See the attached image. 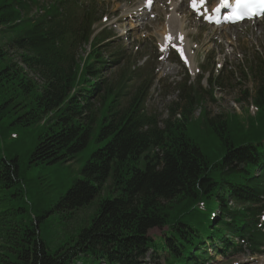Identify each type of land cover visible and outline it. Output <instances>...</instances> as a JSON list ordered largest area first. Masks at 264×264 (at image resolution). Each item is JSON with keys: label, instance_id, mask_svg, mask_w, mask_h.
I'll list each match as a JSON object with an SVG mask.
<instances>
[{"label": "trees", "instance_id": "16d2710c", "mask_svg": "<svg viewBox=\"0 0 264 264\" xmlns=\"http://www.w3.org/2000/svg\"><path fill=\"white\" fill-rule=\"evenodd\" d=\"M37 3L0 0V133L6 132L0 135V151L12 153L5 138L23 129L34 132L29 164H78L75 182L49 212L90 206L102 189L109 196L98 202L89 225L51 251L40 233L44 218L28 224L10 203L22 191L17 157L1 158L0 264H205L207 241L220 242L215 251L227 254L236 245L241 249L234 236L260 250L264 146L257 143L264 137V87L254 97L260 126L251 120L252 132L243 122L233 126L223 116L208 118L202 112L210 134L224 140V155L213 163L186 131L191 112L161 128L155 118L140 114L142 93L128 90V80L105 85L86 64L80 74L71 54L75 40L56 29V22L49 26L54 3L29 19L30 5ZM8 109L20 113L11 117ZM238 128L242 141L233 139ZM24 143L19 138L14 145ZM212 213L216 217L210 218ZM156 228L162 235L150 236Z\"/></svg>", "mask_w": 264, "mask_h": 264}, {"label": "rangeland", "instance_id": "374dc122", "mask_svg": "<svg viewBox=\"0 0 264 264\" xmlns=\"http://www.w3.org/2000/svg\"><path fill=\"white\" fill-rule=\"evenodd\" d=\"M173 0H165V7H162L166 12L158 13L156 9L148 13L143 14L145 22L138 27V24H133L126 21L125 26L121 29L115 28L111 24L116 19L115 9H121L122 6L127 8L131 12L133 21L137 22V17L133 13L136 12L143 0H122L118 2L116 0H98L99 13L108 14L110 20L107 24H110V28H107L116 33V36L111 39L115 40L116 48L123 46L125 48V62L124 68L131 74L147 73V69L142 66L143 60L146 56H153L155 49L158 48L157 43L161 41L162 32L165 27V34H170L174 37V40L179 46H185L186 43L183 40L184 35H187L189 47L186 51L187 56L191 59V66L200 68V73L192 76L188 73L184 65H182L177 57L172 54L171 57L161 60L158 66V73H156V79L154 85L150 90L149 97L146 101L145 109L146 113L158 115L161 118L160 124L170 116L171 107L178 101V89L179 84H182L186 80V73L189 74L191 85L186 84L184 87L188 90H197V93L203 98L195 104L190 120L188 122V128L186 131L189 135L198 141L199 146L206 151V154L210 157L213 163L218 162L219 154L223 153V139H219L216 135L210 134L211 129H208L203 122L204 115L215 118L223 116L224 120L229 122L230 125L237 126L241 122L247 123V119L252 115V97H255L259 86L264 87L263 82L259 81V78L264 77V63L258 57H264V19L258 22H250L237 27L222 29V33H217V30L212 28L200 29L202 25H205L201 20H198L194 14L190 12L185 3V7L182 5V10L176 11L177 21L175 25L177 29H173L170 24V19L167 21V17L173 13L174 7L171 5ZM174 3L182 4L181 0H176ZM186 14H182L184 12ZM35 11V8H34ZM178 12V13H177ZM172 15V14H171ZM179 17V18H178ZM192 20V21H190ZM190 21V22H189ZM182 22V24H181ZM189 25L183 26V25ZM131 26V28H130ZM208 26V25H206ZM99 28V27H98ZM184 34L182 36V33ZM225 34V35H224ZM8 37V34L5 35ZM166 36V35H165ZM179 36V37H178ZM0 37H3L0 34ZM182 37V39H181ZM220 37V38H219ZM119 38V39H118ZM122 38V39H121ZM225 40H223V39ZM123 40V41H122ZM170 43V40H167ZM169 45V44H168ZM88 48V47H87ZM165 48V46H162ZM89 49V48H88ZM158 50V49H157ZM23 52L17 53V57H20ZM80 55L84 56V51H80ZM194 60V62H193ZM253 64L259 65V67H252ZM19 66H22L17 59H13ZM224 61V62H223ZM129 62V63H127ZM216 64H224L221 70L215 71ZM130 67V68H129ZM205 67V68H204ZM204 68V69H203ZM121 68H118L112 72H108L106 77L112 78L115 74H119ZM192 71V69L190 68ZM206 73V78L203 80L202 74ZM201 79L197 83L198 79ZM36 79H38L36 77ZM203 80V81H202ZM211 80V82H210ZM0 93L2 94L1 90ZM2 97V95H1ZM4 98V97H3ZM99 105V103H96ZM176 107L179 110V114L173 117V121L182 120V103L179 102ZM11 117H17L20 111H12L8 109ZM204 113V115L202 114ZM141 113L143 111L141 110ZM181 116V117H180ZM254 116V115H253ZM200 118V119H199ZM8 119V118H7ZM7 122V121H6ZM4 123V122H3ZM41 126V124H40ZM5 128H8V123L5 124ZM0 133L4 136V132ZM10 130H7L9 132ZM241 128L235 130L233 139L236 141L241 140ZM17 133L25 139V143L22 147L14 145L15 141L10 139L7 135L5 138V146H12L13 152L3 149L0 151V159L17 157L20 168V176L23 182H19V187L22 191L12 189L15 195L11 196L10 203L13 204L19 215V217H25V221L29 224L35 221L38 217H43L40 224L41 237L47 244L48 249L51 251L61 243L74 236L80 229L90 224L92 217L97 212L98 202L106 196H109L108 191L102 189L100 198L95 199L90 206L84 207L80 210L72 213L68 212H49L54 204L58 201L61 194H65L71 185L75 182L74 177L77 176L75 169L78 168L77 163L68 162L61 164L60 162L52 164H41L33 166L29 164V147L34 142L32 139L33 132H27L23 129H17ZM31 133V136H30ZM222 141V142H221ZM31 151V149H30ZM110 183V182H109ZM99 193V195H100ZM7 197V194H5ZM10 195V193L8 194ZM99 195L97 197H99ZM21 196V197H20ZM5 199V198H4ZM233 205V203L231 202ZM45 212H49L45 214ZM151 236H159V229H152L150 231ZM68 243V242H67ZM72 245L76 248L75 242ZM66 248V247H65ZM65 248H60V250ZM212 251V248H208ZM165 252V249H162ZM213 253V252H212ZM157 256V254H154ZM221 257H219V260ZM153 260L154 259L152 257ZM68 264H71V260ZM74 264H83L81 260ZM211 264V263H210ZM213 264H216L214 262ZM221 264H264L263 256H250L249 254L235 255L225 260Z\"/></svg>", "mask_w": 264, "mask_h": 264}, {"label": "snow or ice", "instance_id": "6c2138e0", "mask_svg": "<svg viewBox=\"0 0 264 264\" xmlns=\"http://www.w3.org/2000/svg\"><path fill=\"white\" fill-rule=\"evenodd\" d=\"M206 0H191V7L193 8L194 12L199 13L198 5H203ZM229 4V0H221V7L215 9L217 13L221 11L222 7H225ZM236 8L237 11L233 13L232 16H229V19H244V18H253L257 16H264V0H236ZM243 9V11H240ZM211 19V17H209ZM169 39H171L169 37ZM182 39V37H181ZM175 47V45H173ZM163 50V49H162Z\"/></svg>", "mask_w": 264, "mask_h": 264}, {"label": "bare ground", "instance_id": "6f19581e", "mask_svg": "<svg viewBox=\"0 0 264 264\" xmlns=\"http://www.w3.org/2000/svg\"><path fill=\"white\" fill-rule=\"evenodd\" d=\"M176 0H173L171 5L174 7L173 9V13L171 15V19H170V24L172 26L173 29H177V26L175 25V20L177 21V17H176V11L178 10H182V4H177V3H174ZM143 15V14H142ZM231 27V26H229ZM228 28V27H227ZM171 36V33L169 34ZM225 35V34H224ZM165 45H167V43L165 42ZM185 54H186V51L185 50H182ZM187 55V54H186ZM189 56H187V65L189 68L193 69V67L191 66V59L189 58Z\"/></svg>", "mask_w": 264, "mask_h": 264}]
</instances>
